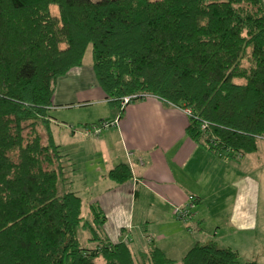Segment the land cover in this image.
I'll return each instance as SVG.
<instances>
[{"label":"trees","instance_id":"16d2710c","mask_svg":"<svg viewBox=\"0 0 264 264\" xmlns=\"http://www.w3.org/2000/svg\"><path fill=\"white\" fill-rule=\"evenodd\" d=\"M89 46L96 80L122 112L128 95L188 107L189 136L230 158L264 140L263 0H0V264H259L215 241L179 261L157 245L81 244L84 203L67 186L49 110ZM108 176L133 175L121 162Z\"/></svg>","mask_w":264,"mask_h":264},{"label":"crops","instance_id":"0c3cea01","mask_svg":"<svg viewBox=\"0 0 264 264\" xmlns=\"http://www.w3.org/2000/svg\"><path fill=\"white\" fill-rule=\"evenodd\" d=\"M92 63L60 77L49 110L86 107L82 117L73 112L59 121L52 115L50 122L77 123L52 133L66 155L67 186L82 197L85 221L97 232L92 243L124 240L137 253L157 245L179 261L196 243L223 246L250 235L257 181L242 156H224L191 138V116L157 96L130 102L122 112L106 98ZM106 119L117 123L98 136L86 132L85 126ZM121 162L133 176L119 183L108 172ZM191 194L198 201L187 224L175 210Z\"/></svg>","mask_w":264,"mask_h":264},{"label":"rangeland","instance_id":"374dc122","mask_svg":"<svg viewBox=\"0 0 264 264\" xmlns=\"http://www.w3.org/2000/svg\"><path fill=\"white\" fill-rule=\"evenodd\" d=\"M52 11L54 13H57V7L55 5L52 6ZM85 62H93L94 53L92 52V46H89L85 53ZM84 108H74L72 110L70 109H61L59 111L51 110V115L55 116L59 121L64 119V116L72 114L73 112H84ZM87 108H92L90 106H87ZM80 109V110H79ZM87 110V109H86ZM93 110V109H90ZM96 110V109H95ZM95 112V111H93ZM186 112V111H185ZM84 113L79 114V116H83ZM114 120V119H111ZM66 120H63L60 122V125L57 123H51V132L52 130L58 131V130H66L70 129L72 130L75 124H71L70 122H65ZM60 128H57L59 127ZM79 126V125H78ZM81 126V125H80ZM42 127V126H41ZM42 134H44V137L46 135L44 127L41 128ZM54 136V134H53ZM56 140V139H55ZM59 140V137H57V141ZM61 140V139H60ZM259 149L253 153H248L242 155L240 158L245 160L246 163V172L249 176V178L255 180V183L257 181L256 186L254 187V192H256L255 195V208L252 212L253 214V221L252 230L250 231V235L247 234L245 239L243 240H236L234 242H228L224 241L223 243L225 245L220 246L218 243L217 245L224 248V247H230L232 249H237L239 253V259H241L243 262L246 261H257L259 264H264V140H259L258 142ZM64 152V151H63ZM243 164V163H242ZM88 166V164H86ZM78 169H76V174L79 175ZM86 210V207L84 208ZM88 219V218H87ZM90 223H87L86 221L84 224H81L79 227V237L81 244L85 247L97 245L93 244L92 242L94 240H90V237L94 236V233L91 231V225ZM222 243V244H223ZM101 263V262H100Z\"/></svg>","mask_w":264,"mask_h":264},{"label":"built area","instance_id":"2783aa9c","mask_svg":"<svg viewBox=\"0 0 264 264\" xmlns=\"http://www.w3.org/2000/svg\"><path fill=\"white\" fill-rule=\"evenodd\" d=\"M136 97L137 96L135 95L124 96V98L122 99V107H125L126 105H128V103L133 102ZM182 109L185 110L188 115L191 114L190 108L184 107ZM116 123L117 121L106 119V120L101 121L99 125H95L96 124L95 123L90 126H85V130L90 135L98 136L102 132H104V130H106L107 128L111 126H114ZM208 125H209L208 121L201 122V127L203 129L207 130ZM197 201H198V198L196 195H193V194L189 195L188 202L182 206H178L177 209L175 210V217H177V219L179 218L184 223L189 224V222H191V220L193 219L194 211L197 206L196 205Z\"/></svg>","mask_w":264,"mask_h":264},{"label":"bare ground","instance_id":"6f19581e","mask_svg":"<svg viewBox=\"0 0 264 264\" xmlns=\"http://www.w3.org/2000/svg\"><path fill=\"white\" fill-rule=\"evenodd\" d=\"M103 121V120H102ZM101 123V121H99V122H96V124L95 125H99Z\"/></svg>","mask_w":264,"mask_h":264}]
</instances>
